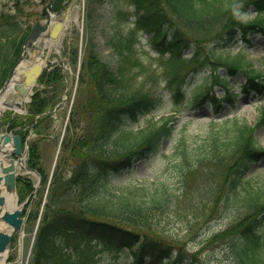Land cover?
<instances>
[{"label":"trees","instance_id":"obj_1","mask_svg":"<svg viewBox=\"0 0 264 264\" xmlns=\"http://www.w3.org/2000/svg\"><path fill=\"white\" fill-rule=\"evenodd\" d=\"M62 1L57 0V10L64 6ZM105 1L99 0V3ZM30 4L31 0H16L14 12L0 11V87L17 61L31 28L29 19H22L23 15L32 14L24 11V7ZM130 7L133 11L127 14ZM250 9L255 10L254 18H250ZM114 11L116 19L130 20L134 15V31L125 45L128 51L133 49L137 40L135 33L138 35L142 30L152 34L150 39L158 53L168 52L164 68L166 83L176 105L187 98L188 74L185 76L183 69L196 64V71L206 64L203 63L204 55L197 48L190 57L182 53V48L191 45L187 42L184 27L189 26L197 32L214 25L222 26L224 31L217 32L209 45L207 62L225 66L230 74L252 67V62L243 46L235 54H231L228 47H233L240 34L246 36L256 27L264 31V0H116ZM110 36L116 37L115 32ZM95 46L93 43L83 60L81 76L87 77V83L92 82L94 91L89 100L95 102L96 107L91 110L84 103L73 108L75 114L71 115L66 126L71 133L63 136V140L70 139V145L65 157L62 158L63 149L56 163L28 264H112L104 260V254H124L128 258L126 264H202L195 254L181 249L176 251L173 244L165 243L158 235L150 236L147 232L113 221L132 223L152 231L149 228L152 210L170 202L173 195L167 184H155L154 191L146 194L144 185L117 183L113 176L132 167L135 161L158 152L162 140L173 136L175 127L172 123L178 117L173 113L161 124L134 131L131 122L150 113L159 97L151 90L136 87L125 64L111 66ZM70 47L69 44L66 57H73ZM136 64L144 66L142 62ZM61 70L59 64L48 65L39 82L44 83L45 88L51 84V95L45 88L36 92L28 105V114L16 115L10 120V126L19 127L17 132L23 138L31 127L44 134L54 121L51 113L45 112L51 111L53 100L61 96V85L64 87ZM212 76L214 81L206 79L197 87L190 104L208 101L214 108H220L224 103L235 104V95L230 91L228 81L224 80L226 87L221 95L213 92L211 87L220 84L221 76L217 70ZM247 76L248 83L243 85L245 90L264 91V82L256 81L258 75ZM86 114L92 118L84 120ZM79 123L83 131L74 135L73 126L77 127ZM262 124L264 109L256 125L237 117L221 123L212 122L201 141L188 142L184 130H180L174 147L176 168L182 183L179 189L184 195L192 187L188 183L191 175L201 174L205 181L194 190L199 191L197 198L206 200V203L209 199V215L221 203L223 210L237 202L246 209V215L239 216L218 233L220 240H230L231 252L239 264H264V230L261 225L264 219V180L258 181L262 176L254 170L255 163L264 157L263 146L255 133ZM204 142L206 146L202 144ZM61 161L62 164L71 162L65 174L62 167L58 171ZM41 162L40 144L33 141L29 165L41 172L44 181L48 175ZM213 175L221 176L225 181L220 185V193L215 187L219 184L209 183ZM31 187L29 178H19L21 196L28 194ZM39 200L41 198L33 199V204ZM205 210L201 215L206 213ZM37 214L39 209L33 205L27 214L28 220L33 215L36 218Z\"/></svg>","mask_w":264,"mask_h":264},{"label":"rangeland","instance_id":"obj_2","mask_svg":"<svg viewBox=\"0 0 264 264\" xmlns=\"http://www.w3.org/2000/svg\"><path fill=\"white\" fill-rule=\"evenodd\" d=\"M14 1L15 0H0V11L2 9L15 11ZM50 1L52 0H31V4L26 5L24 11L26 14L28 12H32V14L29 16L23 15L22 19H29L28 23H30L31 26L36 22L46 20V15L43 12ZM115 1L116 0H106L103 3H99V0H77L76 7L72 12V18H75L76 22H69L70 25L63 35V46L66 49L62 47V55L55 52L54 48L53 50L51 49L48 65L56 63L61 66L65 64V72L68 80L67 90L65 94V87L61 85L60 98L53 100L51 111L48 110L45 112V114L51 113L54 121L46 128L44 134H39L33 127L29 129L27 134L29 138L28 162L30 157V144L33 141H37L40 144L41 165L47 170L48 177L46 176L45 180L39 184L35 191V195L29 202V211L31 207L33 208V205H35V207L37 205L39 215L37 214L36 218H34L33 215L31 220H28V215H25L24 235L23 237L16 235L14 238L9 247L8 262L9 264H26L28 261L32 244V234L37 224L38 217L40 216L41 208L48 199L47 190L49 189L48 185L52 167L54 164L55 166L57 165L56 163L63 149L65 150L62 158L65 157L67 147L70 145V139L68 140L66 138L62 140V135L63 133L66 135L68 132L66 126L71 120V115L75 114L73 112L74 106L77 107L79 104L85 103L91 110L96 107V103L89 100L92 91H94L92 82L90 81V83H87V77L81 76L83 60L85 56L87 57L88 51L93 46V43H96L97 46L95 47L98 48L106 62L113 67L125 64L126 70L133 76V82L136 87L143 90H151L156 97H159L156 107L150 113L141 115L137 122H131V128H133L134 131L139 132L155 123L161 124L165 117L171 116L173 113H176L178 117L176 121L172 123L175 127L173 136L162 140L158 152L151 154L146 159L135 161L132 167L126 169L119 175L113 176L114 182L117 183H123L125 185L132 184L133 186L144 185L146 187V194L154 191L155 184H167L168 189L173 195L170 202L162 207H155L152 210L151 215H153V217L149 224V228H151L152 231L148 232L145 227L136 226L132 223H125L117 221L116 219H113V221L125 227L139 230L140 232H147L150 236L158 235L165 243L173 244L176 251L181 249L184 252L195 254L202 264H239L235 255L231 252L229 246L230 240L228 238L220 240L218 233L228 228L227 226L238 219L239 216L246 215V209L243 207L242 203L240 204L237 202L231 206V208L223 210V203H221L219 208L215 210L212 215H209L208 211L209 207H211L209 199L208 203H206V200L197 198L196 195L199 191L194 190V188L199 189L202 186V182L205 181V177L201 174L195 175V173L193 174L194 176H190L191 178L188 179V183H190L192 187L189 188L190 192L184 195L182 190L179 189L182 183H180V175L176 168V152L174 147L177 143L180 130H184L188 142H195L201 141L203 137H206L207 130L210 127L209 125L214 121H216V123H221L227 118L237 117L250 125L256 124L261 110L264 109V91H256L254 89L245 90L243 85L248 83V74L246 71H248L249 68L252 69L250 72H254V75L259 76L256 81L264 82V31L256 27L246 36L240 34L233 47H228V49H231V54H235L240 50V47L243 46L246 50L247 57L251 59L252 65L255 67L248 66L237 73L230 74L225 66L214 64L213 61L207 62V59L210 57L209 45L212 44L213 38L217 35V32L224 31V29L221 28L222 26L214 25L205 30H197V32L193 30L194 28L189 26L184 27L183 31L187 37V42L191 45L182 48V53L186 57H190L195 48H197V50L204 55L203 63L206 64L202 68L198 67L199 69L196 71L194 70L196 64H190L183 69L182 73L185 74V76L188 74L186 83L187 98L183 100L181 104L176 105L166 83L167 76L164 68L167 59L166 54H168V52L166 54L158 53L150 39L152 34L142 30L138 32V35L137 33H135L136 35L133 34L137 36V40L133 43V49L128 51L125 45L126 42L131 39L130 33L134 31L135 23L132 21L134 20V15H131L130 20L116 19L114 11ZM71 3L72 0H63L62 4L64 6L60 11H56L59 13L64 11ZM49 10L52 11V9L49 8L46 9V12ZM250 10V18H254L256 16L255 10ZM131 11H133L132 7L128 8L126 13L129 14ZM131 26L133 27L132 29H130ZM114 32L116 37L110 38V35ZM69 44L72 46L69 49L73 52V57H66L67 46H69ZM34 47L35 45L30 48L31 52ZM47 52L48 49L46 48L45 54H47ZM137 62H142L144 66H139L136 64ZM61 69L63 73L64 70L63 68ZM215 70L220 73V84L213 85L211 89L219 96L223 92V87H226L225 83H223L224 80L228 81L230 91L235 95L233 100L235 104L224 103L220 108H214L208 101L201 102L198 105H195V103L190 104L191 101L193 102V100H191L193 98L191 97L200 84L206 79L208 81L215 80V77L212 76ZM43 88H45L44 83H40L38 78L34 86V94ZM50 88L51 84L44 89L48 90L46 91L48 95H51L49 91ZM65 96L67 97L64 99ZM61 100L62 103L59 104L55 111L57 117L55 118L53 117V111L56 108V104ZM28 105L29 104L25 105L27 112L18 113L10 109L1 111L0 120L3 122L4 130H10L7 125V120L10 121L12 117L16 115L23 116L28 114ZM91 118L90 114H86V117L83 119L90 120ZM79 127L80 123L77 127L73 126L74 135H76L77 131L78 133L83 131V128ZM69 133H71V131H69L67 135H69ZM255 133L259 144L263 146L264 149V124L258 126ZM202 144L205 146L207 145L206 142ZM70 164V161L63 164L61 161L58 171L62 167L65 174L70 168ZM32 168L37 169L36 167ZM254 170L262 176L260 177L262 179H258V181L263 182L264 157L255 163ZM20 171L22 176L29 178L32 183V189L28 194L25 193L24 196H21L18 192L20 200H24L35 190L38 177L36 171L27 172L23 169ZM209 183L219 184L215 187L217 193H220V185L224 184L225 181L221 180V176L218 177L217 175H213L210 177ZM35 198H41V200L33 204V199ZM203 210H205L206 213L201 215ZM261 225L264 230V219ZM225 246L227 247L225 248ZM104 260L112 264H126L128 258H126L124 254L119 256L104 254Z\"/></svg>","mask_w":264,"mask_h":264},{"label":"water","instance_id":"obj_3","mask_svg":"<svg viewBox=\"0 0 264 264\" xmlns=\"http://www.w3.org/2000/svg\"><path fill=\"white\" fill-rule=\"evenodd\" d=\"M77 0H72L71 5L63 11L57 21L54 24L49 25L48 23L36 22L29 32L20 54V57L17 63L13 66L5 84L0 89V93L4 90L6 84L11 79L12 73L15 67L23 60L26 59V54L28 52V48H30L34 43H37L33 52H43L44 50L41 48V44H45V47H49V43L53 45H57V39L61 34L71 12L76 7ZM48 17H51V13H47ZM50 38V41H47ZM57 47V46H56ZM57 51L60 53V49L57 47ZM32 53V52H31ZM31 53L29 52V57H31ZM61 55V53H60ZM44 56V55H43ZM45 67V63H41L40 65L32 66L28 69L25 74L32 73L34 74L35 80L37 81L38 77L42 73ZM35 81V82H36ZM35 84V83H34ZM26 90V88H24ZM33 90H31L30 94H33ZM31 100V96L27 101ZM12 104L8 107L13 108L15 106L23 108L22 101L19 100H11ZM1 116V113H0ZM3 122L0 121V185L3 183L8 191H12L14 194L16 193V183H17V175L18 173V165L21 160L24 162L28 156V146H25V149H22V139L19 134H13L9 132L2 131ZM12 143V148H11ZM9 144V145H8ZM8 146V147H7ZM22 155L20 157L15 158L14 155ZM3 157L8 159L7 165L4 164ZM25 168L29 169L27 165H24ZM27 200L20 203L15 208L9 210L5 209V205L7 206V197L2 193V188L0 187V219L5 223L11 225V230H0V260L3 252L6 251L7 247H9L13 235L14 234H23V223L24 218L21 215V211Z\"/></svg>","mask_w":264,"mask_h":264},{"label":"bare ground","instance_id":"obj_4","mask_svg":"<svg viewBox=\"0 0 264 264\" xmlns=\"http://www.w3.org/2000/svg\"><path fill=\"white\" fill-rule=\"evenodd\" d=\"M69 22H76L75 18H72V15L69 17ZM68 22V26L70 25ZM50 38H48L49 40ZM45 44H41V48L44 50ZM61 44V41L57 43V47L59 48V45ZM43 52L34 51L31 53V57L26 58L25 60L21 61L14 69L11 79L6 84L4 90L0 93V111L4 110L12 104L11 100H19L22 102H25L29 96L30 92L33 89V85L35 83V77L34 74L28 73L25 74V72L30 69L32 66L40 65L41 63L45 62L46 58L43 56ZM26 88V90H24ZM17 111H21L22 108L20 107H14ZM23 160L20 162L19 168L23 166ZM40 180V179H39ZM4 193L8 196V206H13L15 203V197L9 193V191L4 188ZM9 197L11 199H9ZM6 206V205H5ZM43 210V207L41 208V211ZM4 223H0L1 228L5 227ZM9 229V228H8ZM6 254H4L3 261H5ZM6 263V262H5Z\"/></svg>","mask_w":264,"mask_h":264}]
</instances>
